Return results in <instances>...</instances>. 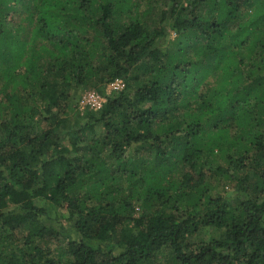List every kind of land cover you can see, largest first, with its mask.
I'll return each mask as SVG.
<instances>
[{"label":"trees","instance_id":"obj_1","mask_svg":"<svg viewBox=\"0 0 264 264\" xmlns=\"http://www.w3.org/2000/svg\"><path fill=\"white\" fill-rule=\"evenodd\" d=\"M0 264H264V0H0Z\"/></svg>","mask_w":264,"mask_h":264},{"label":"built area","instance_id":"obj_2","mask_svg":"<svg viewBox=\"0 0 264 264\" xmlns=\"http://www.w3.org/2000/svg\"><path fill=\"white\" fill-rule=\"evenodd\" d=\"M107 86L104 93H99L98 91H86L82 94L79 100L80 108H88L95 111L102 109L109 94L120 91L124 88V81L122 79H116Z\"/></svg>","mask_w":264,"mask_h":264},{"label":"rangeland","instance_id":"obj_3","mask_svg":"<svg viewBox=\"0 0 264 264\" xmlns=\"http://www.w3.org/2000/svg\"><path fill=\"white\" fill-rule=\"evenodd\" d=\"M20 18H19V14H14L13 18H11V21H10V24H12V26H16L19 22H20ZM172 38L174 37V34H171ZM107 86V85H106ZM105 86V87H106ZM108 87V86H107ZM106 87V88H107ZM86 91H96L94 89H88ZM86 91L82 92L81 95H80V98L82 96V94H84ZM79 98V100H80ZM79 100H78V103H77V106L79 108V110L81 111V113L85 112L86 110H88V108H85V109H81L80 108V104H79ZM227 191H230V189L228 188Z\"/></svg>","mask_w":264,"mask_h":264}]
</instances>
